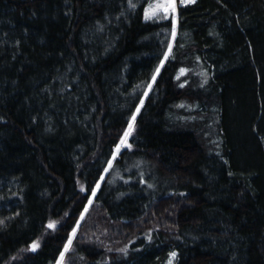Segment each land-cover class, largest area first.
<instances>
[{"label": "trees", "instance_id": "obj_1", "mask_svg": "<svg viewBox=\"0 0 264 264\" xmlns=\"http://www.w3.org/2000/svg\"><path fill=\"white\" fill-rule=\"evenodd\" d=\"M134 2L0 0V264H56L109 161L65 264H264V0L180 6L173 43Z\"/></svg>", "mask_w": 264, "mask_h": 264}, {"label": "snow or ice", "instance_id": "obj_2", "mask_svg": "<svg viewBox=\"0 0 264 264\" xmlns=\"http://www.w3.org/2000/svg\"><path fill=\"white\" fill-rule=\"evenodd\" d=\"M128 7L131 10H135L138 7V2H134V0H127ZM145 6H143V19L145 21H155V20H166L171 17L172 19V27H171V38L172 41H175L176 39V34H177V23H178V8L180 6H187L189 4H194L196 3V0H144ZM119 19V17H117ZM102 30V28H101ZM173 53V45L172 43H168L167 45V50L163 53V59L160 60L159 66L155 69V73L151 77V83H148L146 85L147 91H145L144 96L147 97L148 92L152 90L153 84H155L157 76L160 74L161 68L164 67V64L166 61H168L169 57L172 56ZM187 70L184 68L180 69L181 75H183ZM180 77L177 76V79ZM181 87L184 85L181 84ZM144 100H140V107H137L135 112L131 115L130 121L128 123L127 129L123 133L122 138L120 139L119 143L116 145L115 148V154H119L121 152L122 148H132V144L129 143V137L132 135L135 126H136V120H137V115L141 111V107H143ZM113 155L112 159H116V155ZM108 167H112V161H109ZM108 169H105L107 171ZM99 184L96 185V188H99ZM149 187H152V185H149ZM84 191L85 189L82 187L81 189ZM92 197L96 196V189H93L91 191ZM92 199L88 200V206H91L92 204ZM88 206L84 208V213L81 214L80 216V221L84 219V214L88 212ZM80 221H77L76 226L72 229V232L70 236L67 239V243L64 245L63 251L60 252L59 258L56 262V264H65V258L66 254L69 253L72 250L73 246V239L77 235V230L80 227ZM0 223H3V221H0ZM49 229H55L56 228V222L55 221H50L47 225ZM151 239V236L148 237ZM40 247L39 241H33L31 245V250L35 251ZM108 251H111V249H108ZM117 251L124 253L125 255L127 254V247L117 249ZM177 252L173 251L169 254V259L167 264H174V260L177 257Z\"/></svg>", "mask_w": 264, "mask_h": 264}, {"label": "rangeland", "instance_id": "obj_3", "mask_svg": "<svg viewBox=\"0 0 264 264\" xmlns=\"http://www.w3.org/2000/svg\"><path fill=\"white\" fill-rule=\"evenodd\" d=\"M171 18V17H170ZM172 43H173V41H172ZM130 138V137H129ZM116 155V158H117V156H118V154H115ZM112 165H113V161H112ZM111 170V168H109L108 170H107V172L105 173V175L102 177V179H101V181L99 182V188L97 189V188H95L96 189V195H97V193L99 192V190H100V188H101V186H102V184H103V182L105 181V178L107 177V174H108V172ZM118 178V177H117ZM96 197V196H95ZM95 197H92L91 196V198L90 199H92V201H94V199H95ZM92 204H93V202H92ZM92 204H91V206H92ZM91 206H88V208L90 209V207ZM89 209H88V211H89ZM86 215L87 214H84V219H85V217H86ZM84 219L82 220V221H80V227H81V225H82V223L84 222ZM80 227H79V229H80ZM79 229L77 230V234H78V232H79ZM76 237H77V235H76ZM75 237V238H76ZM75 238L73 239V243H74V241H75ZM173 252V251H172ZM68 254V253H67ZM67 254H66V258H65V263H66V260H67Z\"/></svg>", "mask_w": 264, "mask_h": 264}]
</instances>
